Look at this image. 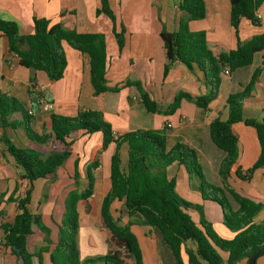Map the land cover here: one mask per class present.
Returning <instances> with one entry per match:
<instances>
[{
	"label": "crops",
	"instance_id": "obj_1",
	"mask_svg": "<svg viewBox=\"0 0 264 264\" xmlns=\"http://www.w3.org/2000/svg\"><path fill=\"white\" fill-rule=\"evenodd\" d=\"M182 0H108L111 10L117 20V32L121 25L125 28V46L122 52L114 34L113 22L104 14L97 15L102 8V0H0V19L17 23L20 33H34V18L47 19L51 25L62 24L68 30H76L80 34H100L105 37L107 48L106 78L110 88L118 87L119 92H106L94 95L90 78V59L63 44L67 57V67L64 78L52 82L44 72L32 73L19 65V59L8 53V42L0 36V90L16 98L22 106L33 115L32 127L41 132L44 122L51 114L75 117L80 111L95 110L103 113L107 122L112 125L116 136L135 130H162L166 125L167 150L172 149L177 142L196 150L203 166L206 180L214 185L223 186L219 175L221 162L225 153L218 149L211 140L209 126L215 119L226 121L229 116L227 99L231 94L242 92L252 79L254 72L262 67L263 53L254 57L253 64L224 75L218 98L209 109L203 110L192 102L183 100L178 111L171 116L149 113L141 102L140 90L131 83H140L145 91L161 108L171 104L180 92L189 93L194 97L208 92L202 73H192L185 65L176 62L168 75L164 76L167 64L166 50L161 38L165 29L168 33H176L179 22L185 15L180 3ZM206 17L201 21L189 24L192 32L205 31L208 47L214 56L228 53L237 48L238 37L230 24V0H204ZM259 26L243 20L240 24L239 39L245 43L254 36L264 33V4L258 11ZM36 77L37 86L32 89L30 80ZM34 92V95L31 92ZM35 94L41 96L37 99ZM49 99L52 109L45 111L42 101ZM33 110V112H32ZM244 116L250 119L264 120V71L260 74L251 97L244 105ZM21 114H15L12 120H21ZM46 131H51L47 124ZM238 137L239 158L232 167L227 184L241 196L256 203L263 204V209L255 218L257 224L264 223V170L258 169L250 181L241 180L237 171L243 174L251 168L261 156V146L256 131L244 124L233 127ZM6 135L20 148H31L44 155L53 151H64L66 146L52 140L45 145L31 141L23 129H3L0 127V139ZM68 142L70 158L58 170L57 180H37L31 185L22 180L19 169L13 158L3 154L6 146L0 142V197L4 194L0 211L5 218L2 222L11 223L19 213L17 202L8 204L7 199L14 194L15 199L22 198L28 190H32L29 211L42 217L45 226L51 230L54 243L58 239V225L62 223L65 213L67 195L75 189V166L77 164L81 175V190L86 185L87 171L94 163L98 165L92 170L94 175V193L87 201L78 204L79 233L78 247L80 259L84 262L90 258L105 256L109 250V232L101 216L102 203L111 189V160L116 145L111 144L102 151L103 136L101 133L88 135L84 132H74ZM128 146L121 148L122 166L128 162ZM125 156L127 162L123 165ZM176 173V174H175ZM175 174V175H174ZM170 178L179 176L185 189L181 196L192 204L204 209L206 219L213 225L217 233L226 240L236 236L224 225L221 207L212 202H205L201 193L192 186L197 181H191L183 167L177 164L168 169ZM188 181V182H187ZM73 185V186H72ZM237 209V205L233 204ZM115 218L122 224H128L130 219L123 203L116 202L112 206ZM197 211L190 210L195 223L200 217L194 216ZM132 232L136 235L142 251L143 264H177L171 250L164 244L158 230L151 227L133 225ZM4 233L0 230V264H18L10 250L4 246ZM44 245V234L35 230L29 238L28 251L37 252ZM53 248V247H52ZM184 264L188 263L185 253L182 255ZM224 264L227 255L223 254ZM36 264L37 260H35ZM44 264H52L50 254L43 255ZM240 264H248V260ZM256 264H264V255Z\"/></svg>",
	"mask_w": 264,
	"mask_h": 264
},
{
	"label": "trees",
	"instance_id": "obj_2",
	"mask_svg": "<svg viewBox=\"0 0 264 264\" xmlns=\"http://www.w3.org/2000/svg\"><path fill=\"white\" fill-rule=\"evenodd\" d=\"M264 0H230V24L238 37L237 48L228 53L214 56L208 47L205 31L192 32L189 24L201 21L206 17L204 0H182L180 7L184 16L179 22L176 33H168L165 29L161 38L166 50V77L174 63L185 65L192 73H202L208 92L194 97L189 93L180 92L174 101L165 108L141 90L140 83L127 82L126 86L134 85L140 90L141 102L149 113L164 116L174 115L183 100L192 102L196 107L208 110L220 92L222 77L253 64L254 57L263 53L262 67L257 69L249 84L242 92L231 94L227 99L229 116L226 121L215 119L209 126L210 137L214 145L226 155L221 162L219 175L223 186L208 182L203 166L196 150L177 142L167 150L166 125L162 130H135L116 136L112 125L107 122L100 111H80L75 117L51 114L44 122L42 131L37 132L32 127L34 117L14 97L0 90V127L14 130L23 129L26 136L33 142L45 145L52 140L67 148L64 151H53L49 155L31 149L20 148L6 135L0 142L4 143V151L13 158L16 166L22 170L20 178L31 185L37 180H57L58 170L70 158L69 148L72 142L68 139L74 132H84L88 135L101 133L103 136L102 151L115 144V152L111 160V189L105 196L101 216L109 232L110 250L105 256L90 258L84 262L80 259L78 247L80 201H87L94 193L93 169L94 163L87 171V185L81 190V175L75 166V189L65 200V213L62 223L58 225V239L54 243L51 230L44 225L42 217L29 211L32 190L26 191L22 198L15 199L12 194L7 203L17 202L19 213L11 223L2 222L5 218L0 211V230L4 233V246L16 258L18 264L43 263V255L50 254L52 264H143L142 251L136 235L132 232L133 225L151 227L158 230L164 244L171 250L177 264H184L182 255L185 253L189 264H224L223 254L227 255V264H240L253 254L264 249V223L257 224L255 218L263 209V204L256 203L241 196L227 184L232 167L239 158L238 137L233 131L237 124L253 128L261 146V156L245 174L237 171V176L244 181H250L258 169L264 170V120L250 119L244 116V105L248 100L260 74L264 71V33L254 36L243 43L239 39L240 24L243 20L254 26H259L258 11ZM106 15L114 24V34L120 52L125 46V28L117 32V20L111 10L108 0H102V8L97 15ZM0 36L8 42V53L16 55L19 65L32 73L44 72L50 81L58 82L64 78L67 67V57L63 44L87 55L90 59V78L94 95L106 92H119L118 87L110 88L106 78L107 48L105 37L100 34H80L76 30H68L62 24L51 25L47 19L34 18V33L23 36L17 23L0 19ZM30 85L34 91L37 86L36 77L32 76ZM31 92L34 95V92ZM37 99L40 95L35 94ZM33 112V110H32ZM21 114V120H12L15 114ZM50 124L51 131H46ZM128 146V162L123 168L121 148ZM177 164L183 167L197 184V189L205 202H212L221 207L224 225L236 236L231 240L220 237L213 225L206 219L204 209L200 205L187 202L176 193V181L168 175V169ZM5 195L0 197V206ZM123 203L128 217L132 220L122 224L115 218L112 206ZM233 204L237 205V209ZM190 210L200 214L199 223H195ZM38 230L44 234V245L35 253L28 251L29 238ZM53 247V248H52Z\"/></svg>",
	"mask_w": 264,
	"mask_h": 264
},
{
	"label": "rangeland",
	"instance_id": "obj_3",
	"mask_svg": "<svg viewBox=\"0 0 264 264\" xmlns=\"http://www.w3.org/2000/svg\"><path fill=\"white\" fill-rule=\"evenodd\" d=\"M128 150V149H127ZM127 153H128V151H127ZM127 162V156H125V158H124V161H123V165L125 164ZM176 174V173H175ZM174 174V175H175ZM206 178V177H205ZM195 180V179H194ZM87 181V180H86ZM175 181H176V188H175V190H176V193L181 197V198H183L182 196H181V192H183L184 191V189H185V186H184V182L182 181V179L179 177V176H177L176 178H175ZM188 182V181H187ZM73 186V185H72ZM184 199V198H183ZM185 200V199H184ZM187 201V200H186ZM187 202H189V201H187ZM189 203H192V202H189ZM196 205V204H195ZM194 216H197V218H199L200 217V214H199V212H196V213H194ZM192 219H193V221L195 222V217L193 218L192 217ZM215 229V228H214ZM215 231H216V229H215ZM217 232V231H216ZM218 234V233H217ZM219 235V234H218ZM220 236V235H219ZM221 237V236H220Z\"/></svg>",
	"mask_w": 264,
	"mask_h": 264
},
{
	"label": "water",
	"instance_id": "obj_4",
	"mask_svg": "<svg viewBox=\"0 0 264 264\" xmlns=\"http://www.w3.org/2000/svg\"><path fill=\"white\" fill-rule=\"evenodd\" d=\"M47 100L50 102L49 99H47ZM262 255H264V249H262V250L256 252L255 254H253V255L248 259V264H256L257 259H258L260 256H262Z\"/></svg>",
	"mask_w": 264,
	"mask_h": 264
},
{
	"label": "built area",
	"instance_id": "obj_5",
	"mask_svg": "<svg viewBox=\"0 0 264 264\" xmlns=\"http://www.w3.org/2000/svg\"><path fill=\"white\" fill-rule=\"evenodd\" d=\"M15 57L18 58L16 55H15ZM42 103H43V109H44L45 111H50V110L52 109V106H51V104L49 103V101L47 100V98L44 99V100L42 101Z\"/></svg>",
	"mask_w": 264,
	"mask_h": 264
}]
</instances>
